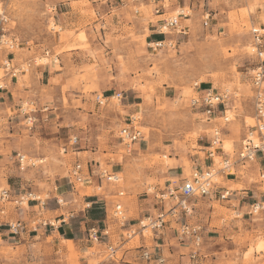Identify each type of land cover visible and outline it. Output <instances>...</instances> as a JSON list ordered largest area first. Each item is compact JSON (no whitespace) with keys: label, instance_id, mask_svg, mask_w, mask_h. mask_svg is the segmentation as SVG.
<instances>
[{"label":"rangeland","instance_id":"374dc122","mask_svg":"<svg viewBox=\"0 0 264 264\" xmlns=\"http://www.w3.org/2000/svg\"><path fill=\"white\" fill-rule=\"evenodd\" d=\"M61 1L0 0V9L8 17L5 33L18 43L14 51L0 50V83L6 85V79L10 80L2 68L6 58L28 74L44 62L52 63L66 75L61 98L56 91L47 100L25 102V115L9 110L10 121L0 119V189L9 188L13 193L39 189L41 198H45L56 186L61 189L70 183V171L77 161L84 162L87 173V153H63L61 147L69 136L59 143L45 121L47 115L58 121L60 107L74 109L67 92H78L93 101L99 119H107L117 127L103 125L98 137L101 167L95 168L92 184H71L77 199L73 210L85 207V195L104 194L110 204L123 205L128 222L121 226L109 214L111 239L117 247L114 260L104 246L85 239L87 231L67 240L48 229L22 236L13 245L0 240V264H124L125 250H137L143 239L151 245L155 234L147 230L144 236L138 231L130 238L126 236L129 221L137 215L139 196L161 200L158 197L169 187H180L195 168L193 160L205 158L208 139L216 126L222 129L225 152L236 158L246 124L255 123L254 113H249L254 111L252 69L259 63L252 52L253 28L258 27L256 19L264 20V0H191V11L189 4L184 6L191 16L182 19L188 34L174 31L166 35L157 31L158 25L183 8L171 9L177 0H164L163 15L156 14L151 0H68L60 8ZM65 10L70 13L63 25L57 12ZM158 40L165 44L154 47L152 42ZM116 73L121 82L129 81L128 86L135 87L137 96L126 97L125 90H119L124 94L121 101L112 97L100 105L96 94L103 95L102 85ZM209 87L219 91L228 88L235 94L228 110L232 118L229 123L223 119L207 121L201 109L191 105L192 97ZM43 93L47 95V90ZM48 105L52 113L44 110ZM67 114L74 117L72 112ZM132 118L144 137L128 152L119 132ZM79 147L80 143L76 150ZM88 149L92 151L94 147ZM19 152L27 157L24 170L18 164ZM221 160L216 156L217 167ZM256 164L248 163L244 172H255ZM100 168L118 173L120 181L101 178ZM176 173L180 177L174 178ZM17 180L19 184H15ZM217 180L220 182L222 176ZM257 180H261L259 174ZM22 184L27 185L22 188ZM161 201L168 209L171 200ZM68 207L59 213L69 214ZM254 221L260 224L262 233L249 234L247 238L253 240L250 254H246L247 264L252 261L249 257L253 247L260 251L258 245L264 242V219ZM120 239L126 242L122 244ZM254 263L264 261L259 258Z\"/></svg>","mask_w":264,"mask_h":264},{"label":"crops","instance_id":"0c3cea01","mask_svg":"<svg viewBox=\"0 0 264 264\" xmlns=\"http://www.w3.org/2000/svg\"><path fill=\"white\" fill-rule=\"evenodd\" d=\"M61 4L63 5H61L60 8H64L66 4H68V0L61 1ZM187 4H189L190 7L194 5L191 0H177L172 4L173 6L171 9L177 6L184 7ZM57 13L61 23L63 25L67 23V15L70 11L65 10L64 12L61 11ZM256 24L258 25L257 28L264 32V20L256 19ZM42 63L44 65L35 67V71L32 70L31 74L23 71L15 78L10 77V80L6 79V85H4L3 89H0V119H3V121H10L9 110H13L18 114H20V111L25 115L26 112L22 111L25 102L34 104L33 102H36L37 99L41 101L47 100V96L52 94L55 95L56 91L60 98L62 97L61 90L62 87L66 85V75L52 63ZM128 82H121L118 73L113 74V78L110 79L106 85H102L104 86L103 96L110 100L115 93L122 92L119 90H125L127 94L126 97H128L129 94L134 95L135 87L128 86ZM43 90H47V95L43 93ZM67 95L69 96L70 104L75 108L62 109L60 107L57 113L59 118V120L57 119L58 121L48 115L45 121L49 122L51 132L55 135L59 143L64 142L68 136L71 135H78L80 137V147L75 153L79 155L87 153V173L84 170L85 178L83 183L86 181V185H90L94 181L93 176L97 172L95 168L101 167L98 137L100 133H102V130H104V126L112 129L117 127V125L108 122L107 119L104 121L103 119H99V117H97L98 113L96 115L93 110V101L84 97L83 94L78 92H67ZM136 96L137 95H134V97ZM51 108L52 106L48 105L44 110H49V112L52 113L53 111H51ZM66 112H72L74 117L70 118ZM249 113L253 114L254 111ZM84 115H87L85 119L83 117ZM61 116L62 118H60ZM11 123L13 122L11 121ZM113 124L115 126H113ZM10 133L12 134L11 131ZM211 138L208 139L209 144ZM87 147H94V150L91 151ZM206 148V156L204 159L198 157L193 160L195 167L199 169H207L216 163V158L212 159L208 155L209 145L206 146ZM225 154L226 152L223 146V148L219 150L218 156L221 157ZM80 162L84 164L83 161L80 160ZM256 163V170L253 173L244 172L243 168L245 166L237 164L236 173L222 176V180L214 185L210 196L191 198L195 211L190 221L201 225L203 228V241L195 257L192 256V252L196 248L187 241L181 242L178 240L174 222L164 230L155 232L151 239V245H147V240L143 239L141 246L147 247L156 255H163L166 258V264H247L246 254H250V248L253 245V240L247 238L250 236L249 234L256 232L262 233L260 224H255L254 220L264 219V217H258L250 213L251 205L255 201L264 199V179L261 177V174L264 173V154H259ZM171 172L176 171L172 170ZM176 174L177 175L173 176L174 178L180 177V173ZM258 174L261 177L260 181L257 180ZM71 182L72 181L61 189L56 186L55 190L47 193L46 206L44 208L40 207L36 202L31 203L27 208L17 210L12 206L8 207L6 215H0V240L6 244L13 245L21 241L20 237L30 235V232H25L21 236L12 234L7 226L9 221L19 218L30 223L33 220L48 218V221L54 219L53 222L55 225L41 227L40 230L47 231L51 229L53 235L62 236L63 239L69 238L67 240H73L75 239L74 236L83 235V233L87 231L88 237L85 239L91 241L89 234L92 228L96 227L102 231L107 224L109 225L108 217L114 204H110L107 201V196L104 194L89 193L84 197L85 207H79V209L73 210L74 207H72V205L75 204L77 199L75 188H73L71 185L73 183ZM15 184H19L18 180ZM26 185L27 184H22L21 187L24 188ZM31 191L41 196V190L32 189ZM226 192L229 196L221 198V194ZM57 199H62L61 205L57 202ZM169 203L168 206L170 207L173 202L170 201ZM67 205L70 210L68 211L69 214L59 213L62 212L64 206ZM162 209H167V204L156 199V196H139L137 215H135L131 221L138 222L139 219L149 215H155ZM104 212L106 214L103 216ZM131 221H129V224H133ZM100 222L102 226H97ZM102 239L100 243L91 242L104 246L105 252H107V246L113 244L111 233L108 237L102 235ZM120 241H122L123 244L126 242V239H120ZM138 254V249H127L123 253L122 262L124 264L140 263L141 261L137 259ZM249 258L252 259L249 264H255L254 260L259 258L264 261V251H258L253 247V251Z\"/></svg>","mask_w":264,"mask_h":264},{"label":"built area","instance_id":"2783aa9c","mask_svg":"<svg viewBox=\"0 0 264 264\" xmlns=\"http://www.w3.org/2000/svg\"><path fill=\"white\" fill-rule=\"evenodd\" d=\"M138 1V0H135ZM155 4L156 14L163 15L161 10L164 8V0H151ZM184 8V7H183ZM181 9L174 17L164 18L160 20L157 31L160 34H168L176 31L178 34H188L187 27L182 24V19H189L191 16L187 9ZM191 11V7H189ZM137 12V11H136ZM208 16V15H207ZM8 23V17L5 12L0 9V50L14 51L18 47V43L15 39H11L6 35V25ZM165 43L162 40L152 42L154 47H161ZM252 52L259 59V63L252 69V86H253V119L255 123L253 125H247L246 132L241 141L240 148L236 154V158H232L228 153L221 156L222 160L219 162V166L216 163L207 169H199L195 167L190 177L184 179L183 183L177 189L168 188V190L161 194V200H171L173 204L168 209H162L155 215H149L138 220L137 224H129L126 229V236L128 238L138 233L144 236V232L162 231L174 222L176 224V233L178 240L181 242H188L192 244L196 249L192 252V256L195 257L198 253V248L203 241L202 226L191 222L190 218L194 215V205L191 201L193 197H208L212 194L214 185L218 183V177L224 175H233L236 173L237 164L246 166L248 163L256 162L259 158V154H264V32L259 28H253V43ZM5 75L12 78L23 71L21 67L15 65L12 59L6 58L3 61L2 66ZM4 85L0 83V89H3ZM123 92H117L114 97L120 101L123 99ZM233 94L228 88L224 90H216L213 87L205 88L198 95L192 97L191 105L195 108H199L202 114L207 118V121L212 122L214 119H223L225 123L232 121V118L228 116L229 106L233 99ZM96 101L102 105L105 103L106 98L103 95H96ZM32 120L33 117H28ZM122 127L119 132V138L121 143L125 146L126 150L131 149V146L141 139H143V133L133 123ZM80 143V137L78 135L69 136L68 140L62 145L61 149L63 153L75 152L77 146ZM223 148L222 129L216 126L212 130V138L210 140L208 155L209 157L216 158L219 150ZM18 164L21 170L26 168L27 157L21 153L17 154ZM215 162V160H214ZM32 165H34L32 163ZM84 164L77 161L70 171L71 183H80L84 181ZM101 178H106L110 182H119L120 175L118 173L109 172L107 169L100 168L99 173ZM264 179V173L261 174ZM119 195H123V192H119ZM229 194H221V198H226ZM47 198H41L31 190H26L20 193H13L9 188L0 189V215H6L8 207L12 206L15 210L21 208H27L31 203L36 202L40 207L46 206ZM61 205L62 199H57ZM250 213L264 217V199L255 201L250 208ZM110 217L117 220L121 226H126L128 218L125 215V210L120 202H117L112 211ZM109 219V218H108ZM54 226L53 221L47 219L33 220L30 223L23 219H14L7 223L10 232L16 236H21L25 232H38L41 227ZM103 236H110V228L107 224L102 231L97 228L90 230L89 238L93 242H102ZM116 246L109 244L107 246L108 257L111 260L115 259ZM136 249L139 250L137 259L140 263L137 264H166V258L163 255H156L150 251L147 247L139 246ZM90 264V263H87Z\"/></svg>","mask_w":264,"mask_h":264},{"label":"bare ground","instance_id":"6f19581e","mask_svg":"<svg viewBox=\"0 0 264 264\" xmlns=\"http://www.w3.org/2000/svg\"><path fill=\"white\" fill-rule=\"evenodd\" d=\"M178 12H179V10L176 12V15L178 14ZM176 15H175V16H176ZM58 29H59V28H58ZM76 38H77V37H76ZM74 41H75V39H74ZM78 41H79V40H78ZM71 43H72V42H71ZM68 44H69V43H68ZM76 44L78 45V42H77ZM71 45H74V44H71ZM79 46H80V45H79ZM85 46H86V45H85ZM43 61H44V60H43ZM113 97H114V96H113ZM115 98H116V97H115ZM106 100H108V99H106ZM118 100H119V99H118ZM119 101H120V100H119ZM228 116H229V115H228ZM229 117H230V116H229ZM133 145H134V144H133ZM131 149H133L132 146H131ZM127 151L130 152V149L127 150ZM258 248L262 250V249L264 248V242L261 241V243L258 245Z\"/></svg>","mask_w":264,"mask_h":264}]
</instances>
